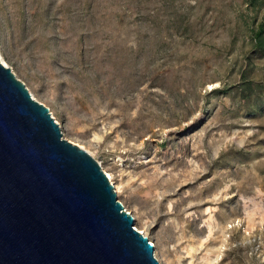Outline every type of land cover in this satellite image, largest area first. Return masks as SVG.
Wrapping results in <instances>:
<instances>
[{
  "label": "rangeland",
  "instance_id": "374dc122",
  "mask_svg": "<svg viewBox=\"0 0 264 264\" xmlns=\"http://www.w3.org/2000/svg\"><path fill=\"white\" fill-rule=\"evenodd\" d=\"M0 58L161 264H264V0H0Z\"/></svg>",
  "mask_w": 264,
  "mask_h": 264
},
{
  "label": "water",
  "instance_id": "95a60500",
  "mask_svg": "<svg viewBox=\"0 0 264 264\" xmlns=\"http://www.w3.org/2000/svg\"><path fill=\"white\" fill-rule=\"evenodd\" d=\"M0 264H161L100 163L1 59Z\"/></svg>",
  "mask_w": 264,
  "mask_h": 264
},
{
  "label": "bare ground",
  "instance_id": "6f19581e",
  "mask_svg": "<svg viewBox=\"0 0 264 264\" xmlns=\"http://www.w3.org/2000/svg\"><path fill=\"white\" fill-rule=\"evenodd\" d=\"M1 59V58H0ZM2 60V59H1ZM3 61V60H2ZM4 62V61H3ZM5 63V62H4ZM109 176H110V178L112 179V176L109 174ZM153 241V240H152ZM154 242V241H153ZM154 244H155V247H156V256L158 257V254H157V243H155L154 242ZM158 259V258H157Z\"/></svg>",
  "mask_w": 264,
  "mask_h": 264
}]
</instances>
